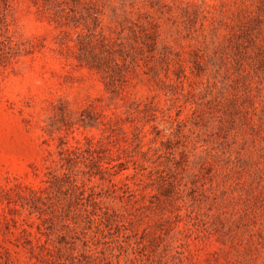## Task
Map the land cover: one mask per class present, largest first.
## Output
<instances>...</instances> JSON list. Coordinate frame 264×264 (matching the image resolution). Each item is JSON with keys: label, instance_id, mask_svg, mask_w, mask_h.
I'll return each instance as SVG.
<instances>
[{"label": "rangeland", "instance_id": "1", "mask_svg": "<svg viewBox=\"0 0 264 264\" xmlns=\"http://www.w3.org/2000/svg\"><path fill=\"white\" fill-rule=\"evenodd\" d=\"M0 264H264V0H0Z\"/></svg>", "mask_w": 264, "mask_h": 264}]
</instances>
